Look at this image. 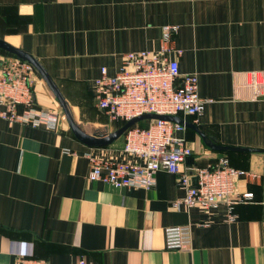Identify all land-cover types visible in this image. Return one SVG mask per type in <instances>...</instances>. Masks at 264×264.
Instances as JSON below:
<instances>
[{"label": "crops", "instance_id": "0c3cea01", "mask_svg": "<svg viewBox=\"0 0 264 264\" xmlns=\"http://www.w3.org/2000/svg\"><path fill=\"white\" fill-rule=\"evenodd\" d=\"M167 26L179 27L170 58L198 75L207 101L201 117L182 119L208 143L252 150L215 151L186 128L177 137L193 149L191 166L227 158L254 173L238 182L252 200L189 209L186 188L165 171L150 191L89 182L88 154L123 160L125 137L82 144L35 70L34 106L58 120L34 128L0 119V264H264V0H0V40L42 64L88 134L115 132L96 99L102 69L114 76L126 54L160 52ZM11 58L0 49V73ZM186 226L189 249L168 251L166 230Z\"/></svg>", "mask_w": 264, "mask_h": 264}, {"label": "built area", "instance_id": "2783aa9c", "mask_svg": "<svg viewBox=\"0 0 264 264\" xmlns=\"http://www.w3.org/2000/svg\"><path fill=\"white\" fill-rule=\"evenodd\" d=\"M179 32L177 26L163 29L160 52L128 53L118 73L110 76L107 69L95 84L98 108L111 122L126 124L147 114L193 117L205 112L207 101L199 95L196 74H182L178 60L170 58ZM34 67L18 58L8 59L0 73V119L34 128H54L57 115L40 113L33 96ZM23 107L20 111L19 107ZM184 126L153 120L146 128L132 127L125 133L122 152L127 158H101L88 154V181L102 182L114 189L141 188L147 191L156 186V175L165 171L177 177L186 188L182 204L205 210L227 204L231 211L239 203L252 200L253 194L240 195L241 179L257 178L248 171L235 169L227 159L215 167H194L189 164L193 149L186 139L177 137ZM231 221L236 217L232 214ZM191 227H173L165 232L168 251H184L190 246ZM17 264H49L44 260L20 258ZM76 264H91L85 259Z\"/></svg>", "mask_w": 264, "mask_h": 264}, {"label": "water", "instance_id": "95a60500", "mask_svg": "<svg viewBox=\"0 0 264 264\" xmlns=\"http://www.w3.org/2000/svg\"><path fill=\"white\" fill-rule=\"evenodd\" d=\"M0 49L8 52L9 54L15 56L16 58L20 60L28 62L34 67V69L39 73V75L42 77V79L47 84L50 91L54 94V96L58 100V103L63 109L66 119L68 121V124L70 126V129L75 135L76 139L89 148H104V147L111 146L115 142H117L120 138H122L129 129H131L132 127L136 126L137 124L141 122L153 121V120H164V121H168V122H172V123L184 126L185 128H190V129L195 130L203 138L207 146L215 151H224V152H229V151L251 152L252 151L249 149H236V148H230V147H222V146L216 145L215 143H208L206 140V137L200 132V130L196 126L186 122L184 119L177 117V116H161V115H156V114H147V115H143L141 117H138V118H135L129 121L121 129L113 133L108 134V133L95 132L93 134H88L83 130V128L80 125H78L75 122L68 102L62 95L56 83L53 81V79L50 77V75L47 73V71L44 69L42 64L37 59H35L31 55L19 49H16L6 44L2 40H0Z\"/></svg>", "mask_w": 264, "mask_h": 264}, {"label": "trees", "instance_id": "16d2710c", "mask_svg": "<svg viewBox=\"0 0 264 264\" xmlns=\"http://www.w3.org/2000/svg\"><path fill=\"white\" fill-rule=\"evenodd\" d=\"M11 56H12V57H15V56H13V55H11ZM15 58H16V57H15ZM150 122H152V121L141 122V123L137 124L136 127L146 128V127L149 126ZM111 123H113L114 127H116L117 130L121 129V128L126 124L125 122H121V121H115V122H111ZM123 137H125V135H124ZM120 139H121V138H120ZM192 157H193V156H192ZM192 157H191V158H192ZM225 159H227V158H225ZM227 160H228V159H227ZM228 161H229V160H228ZM229 163H230V161H229ZM189 164L191 165V159L189 160ZM230 166L233 167V166L231 165V163H230ZM194 167H195V165H194ZM196 167H197V166H196ZM233 168H235V167H233ZM235 169H237V168H235Z\"/></svg>", "mask_w": 264, "mask_h": 264}, {"label": "rangeland", "instance_id": "374dc122", "mask_svg": "<svg viewBox=\"0 0 264 264\" xmlns=\"http://www.w3.org/2000/svg\"><path fill=\"white\" fill-rule=\"evenodd\" d=\"M105 124H106V126L109 127V129L111 131H117V129H116V127H114L113 123H111V122L108 121V122H105Z\"/></svg>", "mask_w": 264, "mask_h": 264}]
</instances>
